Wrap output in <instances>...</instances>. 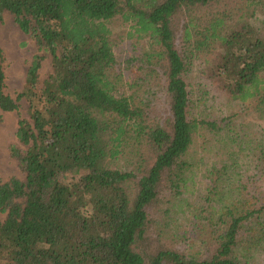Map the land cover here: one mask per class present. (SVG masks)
<instances>
[{
    "label": "trees",
    "instance_id": "trees-1",
    "mask_svg": "<svg viewBox=\"0 0 264 264\" xmlns=\"http://www.w3.org/2000/svg\"><path fill=\"white\" fill-rule=\"evenodd\" d=\"M258 11L256 30L248 20ZM3 12L37 54L20 94L30 123L19 122L21 146L10 150L24 177H0V264H253L244 251L264 255V0H0ZM116 17L128 39L148 45L118 63L107 26ZM44 57L51 73L39 83ZM2 63L0 48V110L11 112ZM208 84L263 118L256 167L229 201L215 197L226 168L208 171L206 205L172 228L184 157L237 116L206 112Z\"/></svg>",
    "mask_w": 264,
    "mask_h": 264
},
{
    "label": "rangeland",
    "instance_id": "rangeland-1",
    "mask_svg": "<svg viewBox=\"0 0 264 264\" xmlns=\"http://www.w3.org/2000/svg\"><path fill=\"white\" fill-rule=\"evenodd\" d=\"M248 21L250 26L257 30L263 21V16L258 11L253 17L250 14ZM181 23L182 20L179 17L177 28ZM107 26L111 32L110 39L117 63L148 50V45L144 41L136 42L126 37L129 31L128 25L118 17L109 20ZM0 48L3 53L4 92L16 105V109L11 112L0 110V177L8 181L13 177H24L17 162L12 158L10 150L12 147L21 146L16 137L19 122L30 123L29 103L24 97H20V94L26 87V73L32 57L37 54V47L31 38L18 28L14 16L3 12L0 14ZM194 72L202 76L200 71ZM50 73V58L44 57L38 73L39 83L43 82ZM205 89L208 93L205 103L206 112L213 117L227 116L231 113H236L237 116L227 131L222 130L207 134L205 138H199L184 157V160L190 164V168L185 174L187 182L183 194L178 197L175 204L176 210L171 213L172 228L187 224L194 218L197 208L206 205L205 197L211 182L210 176L207 175L208 171L219 166L226 168L224 175L218 180V193L215 197L229 201L233 198L232 190L234 191L238 181L250 175L256 167V153L261 141L260 127L263 118L252 110L246 109V106L230 101L212 84H208ZM165 109L161 104L155 108L160 114H164ZM127 155L125 151L120 156L118 160L120 165L126 161ZM67 177L78 178V175ZM214 206L220 207L217 200ZM243 254L244 258L250 259L253 264H264V255L252 249L249 252L244 251Z\"/></svg>",
    "mask_w": 264,
    "mask_h": 264
}]
</instances>
